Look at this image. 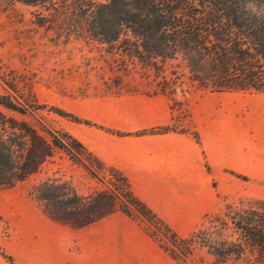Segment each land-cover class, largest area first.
<instances>
[{
  "label": "trees",
  "instance_id": "1",
  "mask_svg": "<svg viewBox=\"0 0 264 264\" xmlns=\"http://www.w3.org/2000/svg\"><path fill=\"white\" fill-rule=\"evenodd\" d=\"M14 3L35 7L33 23L58 37H83L116 50L124 70L134 68L157 83L149 94L170 98L183 83L180 77L189 85L186 93L190 87L264 93V0H0V13ZM43 110L102 128L40 103L31 81L0 60V188L26 180L59 156L94 179H103L106 172L110 178L104 188L87 195L60 177L40 181L30 195L53 221L81 228L118 211L137 222L178 264L193 263L196 250L210 258L207 264H264V199L218 195L221 206L206 212L189 235L181 236L136 196L126 176L55 126ZM168 132L201 143L195 128H176L173 123L136 135ZM0 255L14 264L1 247Z\"/></svg>",
  "mask_w": 264,
  "mask_h": 264
},
{
  "label": "crops",
  "instance_id": "2",
  "mask_svg": "<svg viewBox=\"0 0 264 264\" xmlns=\"http://www.w3.org/2000/svg\"><path fill=\"white\" fill-rule=\"evenodd\" d=\"M220 106L216 108V96L190 104L200 144L178 132L136 135L173 123L170 98L160 93L103 97L92 113L82 115L102 128L68 122L66 130L126 176L136 196L169 225L191 224L211 211L217 192L227 193L214 191V181L219 186L228 176L241 180L232 172L249 173L247 146L235 147L229 104L221 101ZM32 235L33 264H176L134 220L118 211L81 228L45 215L40 227L28 230V237Z\"/></svg>",
  "mask_w": 264,
  "mask_h": 264
},
{
  "label": "rangeland",
  "instance_id": "3",
  "mask_svg": "<svg viewBox=\"0 0 264 264\" xmlns=\"http://www.w3.org/2000/svg\"><path fill=\"white\" fill-rule=\"evenodd\" d=\"M33 13H36L35 7L20 3H14L0 13V60L3 66L31 81L40 103L65 109L82 118V115L92 113L97 101L103 97L149 94L158 88L156 82L144 78L136 69L124 70L116 59V50L83 37L71 35L68 40L64 35L58 37L54 32L36 26ZM179 81L183 83L170 97L174 127L195 128L190 118V104L202 97L216 96L217 109L221 107V101L229 104L226 111L233 117L235 147L244 150L247 146L248 150L249 173L243 175L246 180L240 178L237 181L234 176H228L219 186L213 180L214 191L225 190L227 193L217 192L211 210L221 206L222 199L218 195L264 199V93L215 94L193 87L186 93L184 90L189 87L186 79L180 77ZM41 114L64 129L70 122L46 110ZM47 176L70 181L82 195L104 188L110 178L106 172L103 179H94L81 167L55 156L26 180L10 188H0V247L13 258L14 264H33L31 247L34 236L28 237V230L40 227L45 215L30 191ZM200 222L201 218L191 224L171 226L179 235L187 236ZM19 254L21 262L18 261ZM201 261L207 264L210 258L203 251L196 250L194 262L186 264H202ZM0 264L9 263L0 255Z\"/></svg>",
  "mask_w": 264,
  "mask_h": 264
}]
</instances>
